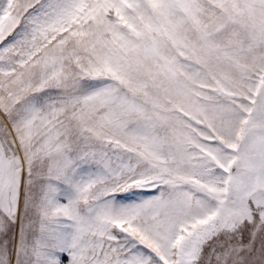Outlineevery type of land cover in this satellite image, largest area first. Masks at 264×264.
Masks as SVG:
<instances>
[{"label":"snow or ice","instance_id":"snow-or-ice-1","mask_svg":"<svg viewBox=\"0 0 264 264\" xmlns=\"http://www.w3.org/2000/svg\"><path fill=\"white\" fill-rule=\"evenodd\" d=\"M0 264H264V0H0Z\"/></svg>","mask_w":264,"mask_h":264}]
</instances>
